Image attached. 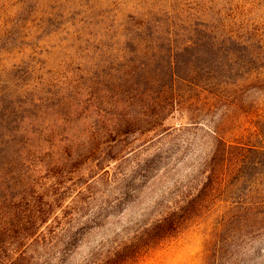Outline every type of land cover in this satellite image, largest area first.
Here are the masks:
<instances>
[{"label":"rangeland","instance_id":"rangeland-1","mask_svg":"<svg viewBox=\"0 0 264 264\" xmlns=\"http://www.w3.org/2000/svg\"><path fill=\"white\" fill-rule=\"evenodd\" d=\"M23 149L31 180L60 183L59 215L93 191L71 264L189 194V219L127 264H264L246 221L264 200L247 153L264 149V0H0V166Z\"/></svg>","mask_w":264,"mask_h":264},{"label":"trees","instance_id":"trees-1","mask_svg":"<svg viewBox=\"0 0 264 264\" xmlns=\"http://www.w3.org/2000/svg\"><path fill=\"white\" fill-rule=\"evenodd\" d=\"M4 137L10 139V136ZM71 143L73 149L74 141ZM247 153L248 156L253 153L264 155V149H248ZM22 154L25 155L22 163L12 166L11 170L0 166V264H71V258L77 254L78 241L87 232L86 228L74 227V216L89 207L94 199L93 191L88 185L77 192L72 200L74 203L68 210H60L59 215L56 209L63 198L56 194L60 183L48 187L31 180L33 174L39 173V168L30 164V152L23 149ZM248 156L230 161L234 171L247 166ZM105 169L103 167L102 171L108 176ZM193 195L175 200L170 210L149 226L127 236L125 242L107 240L96 243L82 257L80 264H127L133 261L154 241L177 230L182 222L189 219L199 207L198 199ZM258 203L249 204L250 209L258 206L259 212L247 217L246 221L254 222L259 217L264 225V200Z\"/></svg>","mask_w":264,"mask_h":264}]
</instances>
